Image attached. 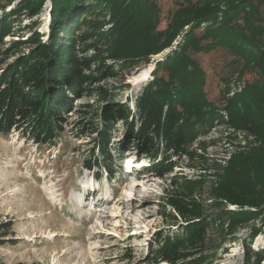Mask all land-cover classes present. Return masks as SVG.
Wrapping results in <instances>:
<instances>
[{
	"label": "trees",
	"instance_id": "obj_1",
	"mask_svg": "<svg viewBox=\"0 0 264 264\" xmlns=\"http://www.w3.org/2000/svg\"><path fill=\"white\" fill-rule=\"evenodd\" d=\"M173 1L176 7L161 29V9L155 0H88L86 8L83 0H53L48 38L44 41L43 35L34 31L30 38H18L8 45L5 38L14 35L21 22L17 17L21 10L3 11L0 133L8 135L14 129L38 145L56 143L65 131L64 114L73 110L74 100L92 96L93 81L117 75L107 59H121L128 67L149 62L151 55L161 53L180 36L166 61H158L153 78L136 96L134 110L129 104L111 100L101 107V113L90 116L100 117V123L91 119L77 126L82 134L96 133L94 147L98 150L93 153L94 162H88L87 167L92 168L101 157L99 170L106 169L109 178H114L111 149L125 151L132 138L142 157L151 160L146 169L164 177L178 166L173 158L186 154L201 131L215 121H228L246 132V143L231 152L225 165H219V180L211 192L215 203L224 206V213L218 211L213 221L222 223L228 217L227 231L232 234L239 225L264 213V0ZM42 4L43 0H24L18 8H27L34 15ZM90 14L93 16L89 18ZM107 24L111 28L105 31ZM83 25L88 28L79 34ZM99 41L103 46L98 45ZM220 46L229 48L246 67L254 68L259 80L246 81L217 110L207 96L205 69L191 52L208 53ZM89 49L94 53L87 55ZM97 89L103 97L108 96L105 87ZM120 121L128 139L122 147H112V132ZM174 178V184L181 185L180 195L172 192L164 197V203L188 221L186 232L159 236L152 246L155 258L149 261L202 264L200 257L191 258L196 253L189 250L190 246L198 247L208 223L190 220L201 213L194 198L199 182ZM224 202L238 205V209H227ZM11 224V220L0 222V243L7 240L4 237ZM257 255L259 263L264 254Z\"/></svg>",
	"mask_w": 264,
	"mask_h": 264
},
{
	"label": "rangeland",
	"instance_id": "obj_2",
	"mask_svg": "<svg viewBox=\"0 0 264 264\" xmlns=\"http://www.w3.org/2000/svg\"><path fill=\"white\" fill-rule=\"evenodd\" d=\"M155 1L161 9L159 28L163 29L176 4L173 0ZM23 2L0 0V14L21 10L17 16L21 22L14 35L5 38L7 45L18 38H30L34 31H39L44 41L49 36L53 0H43L40 11L34 15L27 8H18ZM81 3L88 7V0ZM87 26L83 25L79 34L86 32ZM110 28V24L105 25V31ZM178 40L161 53L151 55L149 62L128 67L121 59H107L117 75L93 81L92 96L74 100L73 110L64 114L65 131L56 143L38 145L14 129L8 135L0 133V222H12L4 237L7 240L0 243L1 264H151L149 260L155 258L152 246L159 236L186 232L188 221L164 203V197L172 192L180 195L181 185L174 184V177L200 183L194 196L201 207L200 217L190 220L208 223L203 227L205 234L198 247L189 248L196 253L191 258L200 257L202 264H264V258L258 263L257 255L264 254V213L239 225L232 234L227 231L228 217L222 223L213 221L218 211L224 213V206L215 203L211 192L219 180V165H225L231 152L246 143V132L228 121H215L212 127L201 131L186 154L173 158L178 166L164 177L146 169L151 160L142 157L132 138L125 151L111 149L114 178H109L106 169L99 170L101 157L92 168L87 167L88 162H94L93 153L98 150L94 147L96 133L82 134L77 126L91 119L100 123V117L90 116L101 113V107L111 100L129 104L134 110L136 96L153 78L158 61H166ZM97 43L103 46V42ZM93 53V49L87 51V55ZM191 53L205 69L207 96L217 110L246 81L259 80L257 71L246 67L227 47ZM146 68L150 69L148 78L135 83L133 77ZM98 87H105L108 96L103 97ZM221 113L228 120L226 112ZM126 139L127 130L120 121L112 132V147H122ZM85 184H95V188L99 184L100 192L84 194L79 186ZM224 204L227 209H238V205Z\"/></svg>",
	"mask_w": 264,
	"mask_h": 264
},
{
	"label": "bare ground",
	"instance_id": "obj_3",
	"mask_svg": "<svg viewBox=\"0 0 264 264\" xmlns=\"http://www.w3.org/2000/svg\"><path fill=\"white\" fill-rule=\"evenodd\" d=\"M150 69L146 68L144 70H142L139 74L135 75L133 77V80L135 81V83H138L140 81H144L148 78V76L150 75ZM261 239V236L258 238V240Z\"/></svg>",
	"mask_w": 264,
	"mask_h": 264
}]
</instances>
